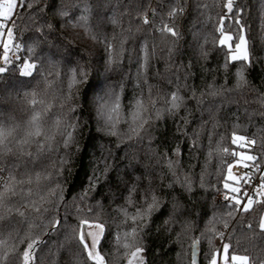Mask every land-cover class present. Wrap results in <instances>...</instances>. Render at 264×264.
<instances>
[{
	"label": "trees",
	"instance_id": "1",
	"mask_svg": "<svg viewBox=\"0 0 264 264\" xmlns=\"http://www.w3.org/2000/svg\"><path fill=\"white\" fill-rule=\"evenodd\" d=\"M30 2L32 8L23 9L17 17L16 43L21 45L19 59H12V63L7 66L8 70L0 74V119L26 122L31 115V97L25 93L33 90L46 92L47 99L53 103V110H56L55 98L60 91L59 81L55 76H49L44 81L36 73L32 77L20 76L21 62L24 60L35 61L41 73L58 70L61 74L80 64L91 63L93 71L105 83L119 86L124 81L121 96L125 111L138 91L136 57L145 42L149 51L154 43L157 44L156 58L151 61L147 71L148 83L155 85V91L164 94L173 91L169 78L174 79L173 72L178 65L184 66L188 76L185 79L182 71L180 83L187 85V89L181 87L186 103L175 117L164 113L162 119L155 121L150 147L160 156L167 151L175 160L177 157L172 155V150L179 146L180 167L185 174L192 176V191L187 192L179 185L171 189L167 187L171 176L167 168L157 167L156 157L149 151L148 137L144 143L127 140L121 143L116 138L102 136L89 119L91 108L83 114H75L81 125L77 142L81 148L85 144L89 147L88 152L83 153L82 169L81 153L73 149V165L68 184L75 180L76 187L71 190V195L75 196L85 184L86 175L90 171L92 161L88 159L89 153L94 157H99L104 149L111 153L107 176L101 177L95 193H89L92 197L89 203L96 205L99 202L101 205L98 211L100 220L105 225V232L99 250L105 255L107 264H127L123 250L117 254L110 233L125 230L116 209L124 203L121 195H126L125 187L136 182L138 177L144 184L149 179L152 180L164 205L161 212L153 214L144 230V264H178V253L182 254L179 264H192V243L196 239L200 240L197 264H208L206 257L210 246L201 233L205 232L206 225L213 216L225 212L224 202L217 200V196L223 190L227 165L235 160L230 153L241 149L231 143L232 133L236 131L249 138L254 133H259L264 137V131H261L264 130V116L256 114L264 112V108L256 103H244L245 99L251 101L258 92L264 93V0H234L233 15L243 8L242 23L249 39V48L255 57V62L245 68L247 87L240 91L235 90V82L237 70L244 62H229L226 66V49L217 46L219 37L216 26L219 17L225 12L226 0H121L118 6L117 0ZM178 4L184 9L183 15L175 18L181 36L175 42L171 59L166 55L160 58V38L155 29L162 19L171 22L167 20V14ZM114 8L121 15L123 26L128 27L131 23L133 27L132 35L125 44L130 59L124 61L121 69L108 73L106 77L104 44L100 36L112 37L119 32V28L109 23ZM145 15L149 24L142 22ZM235 42L237 41L234 40L233 43ZM202 51L207 54L206 57L201 55ZM50 61L58 64L59 68H50ZM209 85L220 89L224 94L214 97L207 95ZM84 87L83 84L80 85L81 91ZM225 88H232L233 91L224 92ZM193 90L197 97L205 93L202 104L197 105L195 101L188 99ZM181 117L187 121L186 124L181 122ZM178 124L187 132V136L177 132ZM195 131L200 133L198 149L191 147ZM209 136L213 147L219 144L221 149L229 150L228 153L214 154L211 162L207 156ZM92 144L96 147L93 148ZM201 175L204 176L205 187H200ZM176 203L180 205L177 214L192 225L182 244L175 239V226L170 231L165 225V220L172 212V205ZM262 212L264 205H255L253 212L243 216L238 213L235 219L230 220L228 229H224L223 224L216 225L218 231L225 232V242L230 237L236 251L252 256L255 264H264V234H260L258 228ZM249 222L253 225L252 230L246 227ZM41 240L43 243L37 250L36 264H91L86 253L75 243H67L60 232H48L47 235H41ZM213 243L219 246L221 242L217 239ZM25 246L21 244L19 251L22 252ZM6 264L19 262L15 256L10 255Z\"/></svg>",
	"mask_w": 264,
	"mask_h": 264
},
{
	"label": "snow or ice",
	"instance_id": "2",
	"mask_svg": "<svg viewBox=\"0 0 264 264\" xmlns=\"http://www.w3.org/2000/svg\"><path fill=\"white\" fill-rule=\"evenodd\" d=\"M121 0H117V6ZM30 0H0V49H2L3 66H0V74L5 73L7 66L12 63L11 55L19 51L20 45L16 43L17 17L25 9H31ZM207 7V6H205ZM234 0H226L225 12L219 17L216 26L218 33L217 46L226 49L227 63L236 61L244 62L237 70L235 90L240 91L247 87L245 68L255 62V57L249 48V39L242 23L243 8L233 15ZM182 6L172 8L167 14L165 22L162 19L155 29L159 34V48L161 57L165 55L171 59L175 51V42L179 40L181 33L175 23L177 16L183 15ZM66 14V13H64ZM131 19V17H129ZM143 24H149L147 16L142 17ZM109 23L119 28L118 33L112 37L101 35L104 44L105 57L104 75L118 71L123 67L124 61L130 59L125 44L132 35L133 27L129 23L124 27L121 15L116 8L113 9ZM234 25V28L226 27ZM51 27V26H49ZM39 30V28H38ZM138 30V29H137ZM96 39V35L93 34ZM237 41L234 46L232 41ZM157 44L149 46L145 42L137 53L136 86L138 91L127 105L122 103L121 93L124 90V81L117 86L113 83H105L95 73L91 63L80 64L67 72L38 71L35 61L29 59L21 62L20 76L32 77L34 73L41 75L42 80L47 81L49 76H55L60 89L55 98L56 110L53 103L47 99L46 92L25 93L30 96V118L24 123L14 120L0 119V264H6L9 256H15L19 264H36L37 250L43 243L41 235L48 232H60L65 236L67 243H75L87 255L91 264H107L105 255L101 254L100 243L104 236L105 225L100 220L101 207L99 202L92 205L89 201L92 197L89 193H95L99 187L101 177H106L109 171V157L111 153L104 149L99 157L89 153L88 159L92 161L90 171L86 175L85 184L71 195L72 188L76 187L75 180L68 184L73 165V149L81 153V169L83 153L88 152V144L81 148L78 144L80 133V121L77 112L83 114L91 108L89 119L93 122L96 130L102 135L116 138L119 142L135 141L147 143L149 151L156 157V165L167 168L171 180L168 188L179 185L187 192L192 191L193 178L183 172L180 167L179 146L172 150V155L177 157L173 160L167 153L157 155L151 149L154 123L162 119L164 113L175 117L185 105V97L181 94V87L187 89V85L180 83L181 72L187 79L188 73L183 65H178L173 72L174 79L169 78V84L174 90L168 94L155 91V85L148 83L147 71L151 61L156 58ZM201 55L206 57L203 51ZM19 59V57H17ZM52 69H58L59 65L54 61L49 62ZM190 66V65H189ZM168 67V65H166ZM85 87L81 91L80 85ZM207 95H223L220 89L209 85ZM232 88H225L224 92H232ZM205 93L197 97L193 90L188 99L195 101L197 105L203 103ZM245 104L256 103L264 108V93H257L251 101L245 99ZM256 114L264 116V112ZM181 122L187 121L181 117ZM264 131V130H261ZM177 132L187 136V132L178 124ZM199 131L193 133L191 147L198 149ZM94 139V138H93ZM238 142H241L238 144ZM231 143L244 151H232L235 157L232 163L227 165V172L222 184L224 194L223 201L225 212L219 216H213L208 221L202 236L207 238L209 254L206 257L208 264H255L252 256L239 254L233 246L230 237L226 241L225 232L218 231L217 224H223L228 229L229 222L236 218L251 213L255 205H264V137L254 133L251 138L240 135L236 131L232 133ZM95 148L96 145L92 144ZM227 148L221 149L219 144L212 145L211 136L208 141V161L212 156L228 153ZM26 162V163H25ZM233 168L242 169L239 174L233 173ZM38 169V170H37ZM260 172L259 183L253 184L254 176ZM161 179L163 176L161 175ZM252 187L251 192L248 191ZM200 187H205L204 176H200ZM121 195L124 203L118 206L116 212L125 226L123 232L111 234L114 248L117 254L123 250L127 257V264H144L146 251L143 243V233L148 227L154 213L163 210L156 188L151 179L146 184L136 182L125 187ZM179 203L172 205V212L165 220V225L171 231L173 226L177 229L175 239L182 244L184 236L189 232L191 223L181 218L177 213ZM247 229L252 230L253 225L249 222ZM259 233L264 234V212L258 221ZM27 229V230H25ZM221 243L216 246L213 241ZM200 243L196 239L192 243V264H197L196 249ZM25 244L23 251L19 246ZM178 264L182 260V254L178 253Z\"/></svg>",
	"mask_w": 264,
	"mask_h": 264
},
{
	"label": "built area",
	"instance_id": "3",
	"mask_svg": "<svg viewBox=\"0 0 264 264\" xmlns=\"http://www.w3.org/2000/svg\"><path fill=\"white\" fill-rule=\"evenodd\" d=\"M231 163H232V162H231ZM262 167H264V166H262ZM241 171H243V170H242V169L233 168V173H234V174H239ZM260 175H261L260 172H257V173L255 174L254 179H253V184H257V183H259ZM251 190H252V187L249 186L248 191L251 192ZM223 194H224V190L220 191V192L218 193L217 200L224 202V201H223Z\"/></svg>",
	"mask_w": 264,
	"mask_h": 264
},
{
	"label": "rangeland",
	"instance_id": "4",
	"mask_svg": "<svg viewBox=\"0 0 264 264\" xmlns=\"http://www.w3.org/2000/svg\"><path fill=\"white\" fill-rule=\"evenodd\" d=\"M235 43H236V42H235ZM235 43H233V41H232L233 46H234ZM19 45H20V44H19ZM20 47H21V45H20ZM2 55H3V53H2V49H0V57H2ZM19 55H20V49H19L18 52L15 53V55H11V54H10L11 59H16L17 57H19ZM0 66H3V60H2V58H0ZM239 151H243V149H239ZM239 151H238V152H239Z\"/></svg>",
	"mask_w": 264,
	"mask_h": 264
},
{
	"label": "water",
	"instance_id": "5",
	"mask_svg": "<svg viewBox=\"0 0 264 264\" xmlns=\"http://www.w3.org/2000/svg\"><path fill=\"white\" fill-rule=\"evenodd\" d=\"M198 255V250L196 249V256Z\"/></svg>",
	"mask_w": 264,
	"mask_h": 264
}]
</instances>
